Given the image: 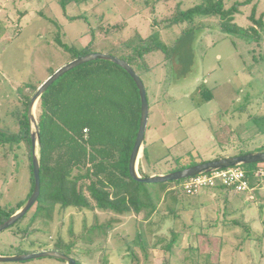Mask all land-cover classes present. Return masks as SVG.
<instances>
[{"label": "rangeland", "instance_id": "obj_1", "mask_svg": "<svg viewBox=\"0 0 264 264\" xmlns=\"http://www.w3.org/2000/svg\"><path fill=\"white\" fill-rule=\"evenodd\" d=\"M200 1L76 0L64 11L59 0H0V129L17 134L16 117L26 96H33L32 86L72 60L60 38L79 50L94 38L93 52L122 56L114 46L157 34L169 51L154 49L143 60L150 105L143 173L264 151V31L257 43L223 32L214 17L171 23L180 8ZM254 6L256 18L264 19V0H251L235 21L251 26ZM30 162L25 141L0 146V209L27 200ZM257 184L250 191H228V201L222 191L216 196L204 188L186 204L188 196L170 184L180 203L158 193L157 212L149 218V208L125 215L58 204L51 215L34 220L35 204L0 231V255L59 250L62 240L74 243L71 253L80 264H264V176ZM107 223L108 229L97 228ZM172 229L178 244L168 252ZM0 264L66 263L43 256Z\"/></svg>", "mask_w": 264, "mask_h": 264}, {"label": "trees", "instance_id": "obj_2", "mask_svg": "<svg viewBox=\"0 0 264 264\" xmlns=\"http://www.w3.org/2000/svg\"><path fill=\"white\" fill-rule=\"evenodd\" d=\"M59 1L66 11V6L76 0ZM229 1L231 0H201L187 9L178 6L180 10L171 23L187 21L192 24L195 17H214L218 19V25L223 32L240 35L258 43L261 32L264 31V19L262 15L256 18V6L249 15L253 24L244 27L235 21V15L239 12L240 6L250 3L251 0H237L228 5ZM66 16L75 20L82 17ZM101 29L102 27H99L97 32ZM134 39L135 41L127 42L125 46L123 43L122 48L121 45L114 46V50L122 54V56H114L126 60L141 77V74L148 69L143 65L148 52L154 49H162L166 52L169 50L158 40L157 34L151 35L149 39L136 35ZM57 42L65 51L71 53L72 60L92 53V47L95 45L94 38L80 50L68 47L61 38ZM55 70H52L49 76ZM42 83L32 86L33 95ZM206 97L210 98L211 94ZM31 98L32 96H26L20 107L21 113L16 117L19 125L18 133H9L0 129V146L25 141L29 147L32 185L27 199L35 186L30 123L27 115ZM37 120L41 133V194L36 203L34 220L42 213L51 215L58 204L63 210L76 207L91 211L96 209L114 211L125 215L131 212L139 214L144 208H149L150 210L147 211L149 218L157 212L155 196L158 193L165 196L170 194L176 204L180 203L178 197L173 195L174 192H170V184H176L177 188L188 196L181 204L191 201L189 197H200L202 194V192L196 195L186 194L180 186L185 179L145 183L131 177L129 163L141 123V97L131 75L112 61L92 60L59 77L41 96L37 106ZM1 121L2 119L0 123ZM6 127L11 128L9 125ZM143 157L147 159L146 147L143 150ZM257 164L259 163L240 165L246 170V178L252 189L258 185L257 181L260 178L251 172ZM139 172L143 177L149 176L143 173L141 163ZM208 189L213 190L216 196L218 190L222 191L225 200L228 201L227 193L230 188L220 184ZM24 203V201L19 202L16 207L8 210L0 209V224L19 210ZM184 209L187 208L184 206ZM174 211L177 212V209ZM234 221L242 224L240 220ZM109 226L110 223H107L97 228ZM171 232L173 238L164 246L168 252L178 244V235L173 229ZM247 236L250 237V232ZM73 244V242L65 244L59 240L58 249L75 258L71 253ZM139 246L143 247L142 243ZM75 259L80 264L79 259Z\"/></svg>", "mask_w": 264, "mask_h": 264}, {"label": "water", "instance_id": "obj_3", "mask_svg": "<svg viewBox=\"0 0 264 264\" xmlns=\"http://www.w3.org/2000/svg\"><path fill=\"white\" fill-rule=\"evenodd\" d=\"M96 59H105L112 61L123 67L134 79L141 97V123L138 130L137 138L133 151L130 156L129 171L133 179L145 183H163L168 181H177L196 176L203 173H208L216 170H221L228 167L240 166L243 164L261 163L264 162V151L248 152L241 155H234L199 163L183 169L175 170L164 174H155L143 177L139 173V163L143 155L145 135L149 121L150 105L147 97L145 84L139 74L133 67L124 59L104 52H92L81 55L67 64L56 69L53 74L48 76L43 83L38 87L35 94L32 96L28 106V119L30 123V139L32 143V164L35 186L25 201L23 206L12 214L7 220L0 224V231L12 226L18 220L22 219L30 209L37 203L41 194V178H40V147H41V133L36 116V108L41 96L47 89L63 74L72 70L73 68ZM43 256H52L66 261V264H78L77 260L60 250H39L31 253H20L16 255H0V261H23Z\"/></svg>", "mask_w": 264, "mask_h": 264}, {"label": "built area", "instance_id": "obj_4", "mask_svg": "<svg viewBox=\"0 0 264 264\" xmlns=\"http://www.w3.org/2000/svg\"><path fill=\"white\" fill-rule=\"evenodd\" d=\"M251 172L254 176H264V162L255 166ZM224 185L230 188V191H250L246 170L240 166H233L216 170L208 173L199 174L185 179L182 184V190L188 195H196L203 191L204 188L217 187Z\"/></svg>", "mask_w": 264, "mask_h": 264}, {"label": "crops", "instance_id": "obj_5", "mask_svg": "<svg viewBox=\"0 0 264 264\" xmlns=\"http://www.w3.org/2000/svg\"><path fill=\"white\" fill-rule=\"evenodd\" d=\"M148 175H155V174H164L163 172H161V173H159V172H156V171H152L151 173H147ZM213 195H215V193H213ZM213 201L215 200V199H212ZM204 203H202V205H203Z\"/></svg>", "mask_w": 264, "mask_h": 264}, {"label": "flooded vegetation", "instance_id": "obj_6", "mask_svg": "<svg viewBox=\"0 0 264 264\" xmlns=\"http://www.w3.org/2000/svg\"><path fill=\"white\" fill-rule=\"evenodd\" d=\"M65 263H66V261H65Z\"/></svg>", "mask_w": 264, "mask_h": 264}, {"label": "bare ground", "instance_id": "obj_7", "mask_svg": "<svg viewBox=\"0 0 264 264\" xmlns=\"http://www.w3.org/2000/svg\"><path fill=\"white\" fill-rule=\"evenodd\" d=\"M37 110V109H36Z\"/></svg>", "mask_w": 264, "mask_h": 264}]
</instances>
